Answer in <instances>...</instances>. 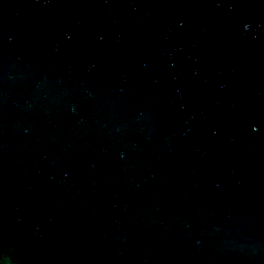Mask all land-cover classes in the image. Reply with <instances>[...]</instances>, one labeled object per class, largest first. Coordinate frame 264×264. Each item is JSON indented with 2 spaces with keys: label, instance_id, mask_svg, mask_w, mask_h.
Segmentation results:
<instances>
[{
  "label": "water",
  "instance_id": "1",
  "mask_svg": "<svg viewBox=\"0 0 264 264\" xmlns=\"http://www.w3.org/2000/svg\"><path fill=\"white\" fill-rule=\"evenodd\" d=\"M0 264H264V0H0Z\"/></svg>",
  "mask_w": 264,
  "mask_h": 264
}]
</instances>
